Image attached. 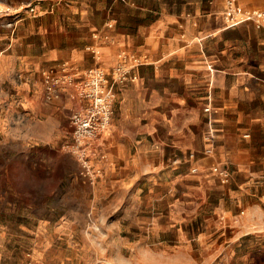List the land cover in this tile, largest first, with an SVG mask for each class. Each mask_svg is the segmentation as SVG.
<instances>
[{
    "label": "crops",
    "instance_id": "crops-1",
    "mask_svg": "<svg viewBox=\"0 0 264 264\" xmlns=\"http://www.w3.org/2000/svg\"><path fill=\"white\" fill-rule=\"evenodd\" d=\"M239 2L248 9L264 7V0ZM69 5L73 33L58 46L47 43L44 76L37 84L31 74L27 83L30 134L50 143L67 128L75 105L68 78L92 66L111 72L118 64L135 76L118 84L114 114L94 158L104 170L94 191L104 196L88 206L76 204L93 210L108 249L122 248L113 241L134 239V232L123 228L126 223L141 227L138 254L153 258L146 264H241L242 251L233 244L252 231L256 218L236 213L237 205L256 212L258 189L237 184L258 167L240 173L232 189L211 166L220 161L231 171L233 159H252L253 145L263 142L258 132L264 130V27L253 20L229 26L226 0H71ZM210 129L212 142L206 138ZM210 145L213 152H206ZM210 198L214 214L202 217ZM63 220L69 234L62 238L57 264H70L65 258L82 251L70 232L83 231L85 213L70 210ZM12 253L0 248V264ZM27 254L26 264H42Z\"/></svg>",
    "mask_w": 264,
    "mask_h": 264
},
{
    "label": "rangeland",
    "instance_id": "rangeland-1",
    "mask_svg": "<svg viewBox=\"0 0 264 264\" xmlns=\"http://www.w3.org/2000/svg\"><path fill=\"white\" fill-rule=\"evenodd\" d=\"M69 4L71 0H0V248L10 249L15 256L6 257L5 264H26L28 252L33 254L32 261L57 264L62 261L58 254L62 238L69 234L63 218L67 211L75 210L84 211L85 224L83 231L70 232L82 250L79 257L65 258L70 264H146L153 258L138 254L136 239L141 227L126 223L123 228L133 231L130 236L134 239L113 241L118 247L122 243V248L108 249L110 242L100 235L102 225L92 220L93 210L76 204L88 206L98 195L104 196L94 191L104 170L99 168L94 185L79 175L78 161L66 146L72 142L68 122L71 110L67 128L53 142L32 136L28 128L27 83L31 74L37 84L44 76L41 56L47 43L58 46L73 33L75 19ZM258 133L263 142L253 145L252 159H233L232 176L225 184L232 188L240 173L258 167L256 173L250 172V178L245 176L237 184L238 188L251 184L258 189L252 202L258 207L256 212L250 213L248 204L237 205L236 213L256 218L250 224L252 231L233 244L242 251L241 264H264V130ZM93 161L97 167V159ZM208 202L202 217L214 214L215 198Z\"/></svg>",
    "mask_w": 264,
    "mask_h": 264
},
{
    "label": "built area",
    "instance_id": "built-area-1",
    "mask_svg": "<svg viewBox=\"0 0 264 264\" xmlns=\"http://www.w3.org/2000/svg\"><path fill=\"white\" fill-rule=\"evenodd\" d=\"M224 16L229 26L253 20L264 27V7L248 9L239 0H226ZM130 76L135 77L131 69L118 64L111 72L100 66H92L83 74L68 78V82L74 87L70 96L75 105L69 117L72 142H68L66 146L78 161L79 175L89 184L94 185L99 176L100 169L95 167L93 160L101 153L103 136L114 114L117 86ZM53 81L51 75L46 77L48 87H52ZM205 110L210 111L211 106H206ZM206 138L213 141V129H210ZM205 151L213 152V146H208ZM211 169L222 183L230 181L232 174L224 162H216Z\"/></svg>",
    "mask_w": 264,
    "mask_h": 264
}]
</instances>
